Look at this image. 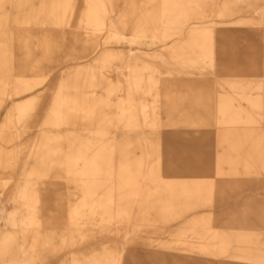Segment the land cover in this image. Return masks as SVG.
Here are the masks:
<instances>
[{
  "label": "rangeland",
  "instance_id": "374dc122",
  "mask_svg": "<svg viewBox=\"0 0 264 264\" xmlns=\"http://www.w3.org/2000/svg\"><path fill=\"white\" fill-rule=\"evenodd\" d=\"M60 1L0 0V264H264V0Z\"/></svg>",
  "mask_w": 264,
  "mask_h": 264
},
{
  "label": "bare ground",
  "instance_id": "6f19581e",
  "mask_svg": "<svg viewBox=\"0 0 264 264\" xmlns=\"http://www.w3.org/2000/svg\"><path fill=\"white\" fill-rule=\"evenodd\" d=\"M111 0H85V10L83 12L82 18H81V22L85 24L86 28L95 31L100 29L101 26L104 25L105 20L108 19L107 16L109 15V11H108V5L110 3ZM60 7L61 9L64 8V10H61V14H62V18L61 21H65L66 19H63L66 17L67 14H72L74 13V11H66L65 7H71L74 6L73 0H61L60 1ZM5 21H7V18L5 19ZM117 23V22H116ZM88 32V31H87ZM73 33V32H72ZM78 33V32H77ZM76 33V34H77ZM75 34V35H76ZM92 35V34H91ZM95 35V34H93ZM89 36V35H88ZM75 37V36H74ZM112 37L117 39L119 42H123V41H127L129 43H132L134 40L131 39H126V35H124L123 33H120L118 31V28L114 30ZM6 45V44H4ZM12 49H5L1 58H0V65H7V68L12 69V64H10L9 62L11 61V55H12ZM7 54L9 55V57L7 56ZM5 65V66H6ZM63 72L62 70L60 71V76L62 77ZM60 77V78H61ZM121 80L117 81V86L118 88H120L121 86ZM154 83L157 85H159V80L157 82V78L154 79ZM157 85V86H158ZM127 89H130L133 91L135 98L138 102V111L140 114V117L142 118V120L144 121H148L150 119V109L151 106H149V104L147 103V98H148V92L143 90V87H141V85H137L134 82H129L127 84ZM154 102H157V100H153ZM72 101H70V99L68 97L65 96L63 89L61 88V90L59 91V93L57 94L56 99L53 102V116H59L61 119L65 118V111L67 110H74V111H82V117L83 118H89L92 119L95 116V110L94 108H83L81 106H78L76 103H71ZM118 112L117 114L119 115V117H121L122 119H126L127 124H132L136 121V114L134 113L133 110L127 109L124 106H122L121 103L117 104ZM130 110V111H129ZM157 113L158 109L157 107H155V109L153 110V114L154 116L157 117ZM78 114V113H76ZM75 114V115H76ZM102 132V131H100ZM86 150H92L95 149L97 150V152L86 161L87 164V172H91L95 169H97L100 161H99V151L104 150L105 147L103 146H93L91 144H86ZM231 157V155H230ZM159 167V164H158ZM91 191V190H89ZM94 193V192H93ZM114 197L113 194H108L106 195V201L105 202H101L100 204H98V207H86L83 206L81 207L80 204H76V209L75 212L78 214L80 212H83V215L88 216L89 218L94 217V216H102L103 214H111V217H114L116 214L121 213L123 210H121V203H115L114 202ZM114 206V208H113ZM114 209V210H113ZM35 214V213H34ZM101 218V217H100Z\"/></svg>",
  "mask_w": 264,
  "mask_h": 264
}]
</instances>
